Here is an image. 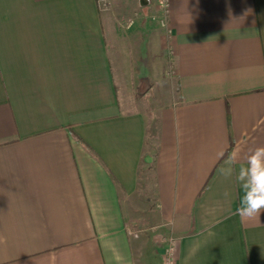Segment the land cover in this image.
<instances>
[{
	"label": "crops",
	"instance_id": "crops-1",
	"mask_svg": "<svg viewBox=\"0 0 264 264\" xmlns=\"http://www.w3.org/2000/svg\"><path fill=\"white\" fill-rule=\"evenodd\" d=\"M258 146L264 0H0V264H264Z\"/></svg>",
	"mask_w": 264,
	"mask_h": 264
},
{
	"label": "clouds",
	"instance_id": "clouds-1",
	"mask_svg": "<svg viewBox=\"0 0 264 264\" xmlns=\"http://www.w3.org/2000/svg\"><path fill=\"white\" fill-rule=\"evenodd\" d=\"M219 155L223 159L220 173L225 177L235 175L240 186L239 203L234 214L241 221L260 220L264 213V146L250 150L243 163H240L238 150L221 151Z\"/></svg>",
	"mask_w": 264,
	"mask_h": 264
},
{
	"label": "rangeland",
	"instance_id": "rangeland-1",
	"mask_svg": "<svg viewBox=\"0 0 264 264\" xmlns=\"http://www.w3.org/2000/svg\"><path fill=\"white\" fill-rule=\"evenodd\" d=\"M159 12L158 14L156 13L155 14V18L154 19H151L150 21L153 23V25L155 26V29H159L166 35L167 31H168V27H167V16H166V12H165V7L164 5L162 4L159 8ZM159 17V18H158ZM168 55V52L166 53L165 52V55ZM162 90V89H161ZM131 231H133L131 229ZM150 232V233H149ZM136 233V235H142V238L144 237H147L148 235L151 234V230L148 231V230H145V231H141V232H134ZM140 244L142 245V250H143V253H144V256H149L150 258V241H140Z\"/></svg>",
	"mask_w": 264,
	"mask_h": 264
},
{
	"label": "built area",
	"instance_id": "built-area-1",
	"mask_svg": "<svg viewBox=\"0 0 264 264\" xmlns=\"http://www.w3.org/2000/svg\"><path fill=\"white\" fill-rule=\"evenodd\" d=\"M134 235L136 236V233H134ZM175 244L176 240L172 236L169 237L165 247L162 264H176Z\"/></svg>",
	"mask_w": 264,
	"mask_h": 264
}]
</instances>
